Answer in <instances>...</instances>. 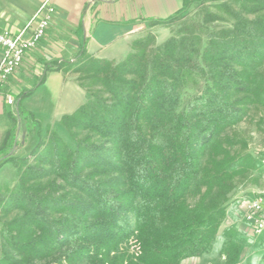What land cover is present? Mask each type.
<instances>
[{"label":"trees","instance_id":"16d2710c","mask_svg":"<svg viewBox=\"0 0 264 264\" xmlns=\"http://www.w3.org/2000/svg\"><path fill=\"white\" fill-rule=\"evenodd\" d=\"M196 1H187L182 9ZM242 9L264 11V0H244ZM179 12L151 22L168 24ZM232 15L233 26L220 34L209 32L202 49L201 38L186 30L149 53L136 51L145 44L136 39L133 50L116 63L96 59L85 49L67 63L106 74L102 80L113 100H88L72 114L62 115V124L68 129L76 119L87 118L88 127L97 128L112 146L88 145L84 153L83 147L69 148L55 130L49 132L56 144L58 172L88 195L50 204L47 197L41 200L22 191L13 202L27 215L11 223L18 231L10 244L21 259L0 258V264H41L56 249H65L59 256L68 264H179L211 249L234 179L258 168L256 158L245 150L232 152V139L222 137L243 113L235 92L250 93L264 105V76L258 71L264 60V14L253 19ZM235 65L244 69L236 71ZM127 74L134 78L124 79ZM190 74H200L204 85L178 109ZM23 111L18 106L21 119ZM41 144L42 139L32 154ZM82 161L94 171L121 175L93 182L92 173H82ZM45 208L63 215L49 219ZM135 232L141 248L136 258L120 250ZM224 234L220 253L228 264H237L240 242L234 231Z\"/></svg>","mask_w":264,"mask_h":264},{"label":"rangeland","instance_id":"374dc122","mask_svg":"<svg viewBox=\"0 0 264 264\" xmlns=\"http://www.w3.org/2000/svg\"><path fill=\"white\" fill-rule=\"evenodd\" d=\"M243 2L244 0H199L181 9L178 13V18L168 24H153L150 21L142 28L138 38L145 41V44L142 43L136 51L149 53L154 47L160 45L169 37L184 34L186 30L188 32L192 31L196 37L201 38L200 47L202 49L206 44V37L209 32L213 31L220 34L223 29H229L233 26L236 19H234L232 12L243 14L248 19H253L264 14V11L245 13L242 9ZM82 65L85 66V64H80L66 66L63 69L64 73L67 71L74 74V83L77 86V91L79 94L83 93L82 95L84 96L83 102L80 98L79 100L82 103L77 104V107L72 112L66 114H72L82 104L88 103V100L91 99L95 100L97 97L106 100L108 104L112 103L113 100V96L107 90L103 82L104 80H102L106 74L79 70ZM234 69L242 71L244 68L235 65ZM258 71L264 76V60H262L258 67ZM122 77L124 79L134 78L131 74ZM203 85L204 80L200 74H190L186 86L181 90V103L178 109L185 107ZM235 93L234 98L242 100L239 107L243 110V113L238 121L227 126L222 131V137L224 139H232V144L229 146L232 152L245 150L256 158L258 168L257 170H249L242 176H237L234 179V187L228 194V204L232 200L242 199L244 196L255 197L264 189V105L258 102L250 93H239L237 91ZM61 117L50 126H47L49 122L46 123L45 118L42 121H34L29 116L23 117L22 122L26 126V141L22 144V151L0 153V169L4 163L8 162L12 164V171H10V167L6 166L3 168V171L4 169L6 171L0 177V258H3V261L9 262L12 259L19 261L21 259V256L10 244L12 240H16L14 235L18 231L11 223L13 221H24L27 215L24 208L13 202L16 197H20L22 191L41 200H43V197H47L51 200L50 204H60L63 200L74 201L76 198L81 199L88 195L87 192H81L80 189L76 188L73 185L74 180L66 177L64 172H58L56 163L54 164V156L57 152L55 150L56 147L54 148L53 146H56V144L49 140L51 137L49 136V132L55 130L62 138L64 144L66 142L69 148L73 150L77 149V147L80 149L83 147L84 153L88 150V145L104 146L105 149L109 145L112 146L110 140L102 136L97 128L88 127L87 118L80 117L79 122L76 119L66 129L61 122ZM40 139H42L41 147L36 153L32 154L31 151ZM64 144L59 143L58 145L67 154ZM55 157L57 158V156ZM79 167H81L80 169L84 175H88V173L93 174V182H100L108 177H118V175H121L119 171L110 174H103L99 169L94 171L92 170L94 168H88V162L85 161H82ZM44 212L48 214L49 219H57L63 215V213L49 208H45ZM135 234L136 232L120 244V250L134 258L141 253L140 243ZM253 235L256 234L253 233ZM253 241L247 242L240 238V255L242 249L246 253L248 252L247 249H254L251 245ZM220 244L221 242L216 238L211 249L205 252L212 259L214 258L216 263L218 261L224 262L220 256ZM63 250L65 251V249ZM63 250L56 249L52 251L49 257L42 261L41 264L45 262L60 264L59 258L62 260L61 264H68L59 256V252L63 253ZM225 263L228 264L226 260ZM237 264H264V254H254L253 257L243 259L239 257Z\"/></svg>","mask_w":264,"mask_h":264},{"label":"crops","instance_id":"0c3cea01","mask_svg":"<svg viewBox=\"0 0 264 264\" xmlns=\"http://www.w3.org/2000/svg\"><path fill=\"white\" fill-rule=\"evenodd\" d=\"M42 1L0 0V30L18 32ZM187 1L51 0L55 13L45 35L24 55L20 68L8 81L0 84L1 153L22 151L26 141V126L18 114V106L24 110L23 117L29 116L34 121L45 118L50 126L83 102L84 96L77 91L74 74L63 72L67 63L74 61L82 49L96 58L121 61L133 50V42L139 38L142 28L153 19L166 18L180 11ZM33 26H29L28 33ZM60 63H64L62 69L56 67ZM29 90L31 93L20 99V95ZM6 95L14 97L13 103L6 102ZM6 166L11 168L12 164H3L0 177ZM252 198L244 196L228 204L216 237L221 246L226 239L224 231L230 229L239 241L240 238L247 242L254 240L251 244L254 249H247V253L242 249L240 259L264 254V230L255 233L244 218L246 205ZM220 256L223 263H216L204 253L184 258L180 264H226L225 256Z\"/></svg>","mask_w":264,"mask_h":264},{"label":"built area","instance_id":"2783aa9c","mask_svg":"<svg viewBox=\"0 0 264 264\" xmlns=\"http://www.w3.org/2000/svg\"><path fill=\"white\" fill-rule=\"evenodd\" d=\"M54 13L55 8L51 0H43L29 22L18 32L0 30V84L8 81L20 68L24 55L43 38ZM31 24L34 26L28 33ZM13 101L11 95H6L7 103L11 104ZM244 218L255 233L264 230V189L248 201Z\"/></svg>","mask_w":264,"mask_h":264}]
</instances>
